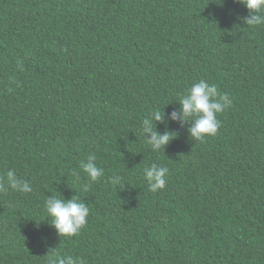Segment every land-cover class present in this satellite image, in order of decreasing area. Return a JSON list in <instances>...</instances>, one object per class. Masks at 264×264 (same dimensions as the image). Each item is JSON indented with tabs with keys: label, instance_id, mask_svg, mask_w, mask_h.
Returning a JSON list of instances; mask_svg holds the SVG:
<instances>
[{
	"label": "trees",
	"instance_id": "1",
	"mask_svg": "<svg viewBox=\"0 0 264 264\" xmlns=\"http://www.w3.org/2000/svg\"><path fill=\"white\" fill-rule=\"evenodd\" d=\"M248 15L235 0H0V177L33 188L0 193V264H264V25ZM200 80L232 105L193 141L171 114ZM154 110L177 134L165 152L141 131ZM153 163L169 169L155 193ZM51 196L87 204L78 235L51 226Z\"/></svg>",
	"mask_w": 264,
	"mask_h": 264
},
{
	"label": "clouds",
	"instance_id": "2",
	"mask_svg": "<svg viewBox=\"0 0 264 264\" xmlns=\"http://www.w3.org/2000/svg\"><path fill=\"white\" fill-rule=\"evenodd\" d=\"M236 3L245 6L249 12L248 17L242 18L248 26L264 25V0H235ZM181 106L179 112H172L171 120L180 122L182 125L190 123L189 134L193 141H203L209 136H215L220 127L218 114L223 113L231 107L232 99L228 94L221 95L214 84H209L205 80L194 83L186 93L180 98ZM167 114H162L159 110H154L142 121L141 131L152 152H165L167 146L175 139L174 132L167 128L163 133L157 130L158 123H164ZM175 134V135H174ZM96 156L89 155L86 161H81L80 168L86 174L90 182L98 181L104 170L96 165ZM169 169L153 163L144 169V177L148 188L155 193L166 187ZM72 175L79 180L80 175L75 170ZM122 177L113 175L111 183L119 185ZM89 184L84 185L87 191ZM10 188L20 193H31V184L19 178L15 171H8L6 179L0 177V193ZM46 211L51 220V226L60 237L72 238L78 235L87 225L90 209L87 204L77 198L60 199L54 196L46 200ZM51 264H83L80 257L65 253H56L51 260Z\"/></svg>",
	"mask_w": 264,
	"mask_h": 264
}]
</instances>
